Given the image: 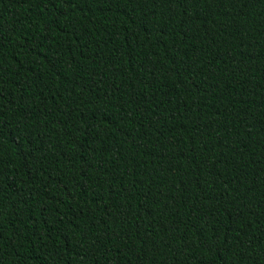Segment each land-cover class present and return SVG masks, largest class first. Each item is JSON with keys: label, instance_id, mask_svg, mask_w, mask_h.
<instances>
[{"label": "trees", "instance_id": "1", "mask_svg": "<svg viewBox=\"0 0 264 264\" xmlns=\"http://www.w3.org/2000/svg\"><path fill=\"white\" fill-rule=\"evenodd\" d=\"M0 264H264V0H0Z\"/></svg>", "mask_w": 264, "mask_h": 264}]
</instances>
